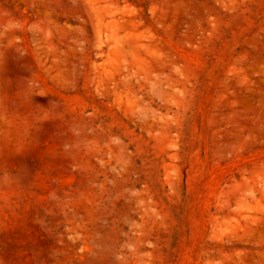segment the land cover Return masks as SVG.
<instances>
[{
	"label": "rangeland",
	"instance_id": "374dc122",
	"mask_svg": "<svg viewBox=\"0 0 264 264\" xmlns=\"http://www.w3.org/2000/svg\"><path fill=\"white\" fill-rule=\"evenodd\" d=\"M0 264H264V0H0Z\"/></svg>",
	"mask_w": 264,
	"mask_h": 264
}]
</instances>
